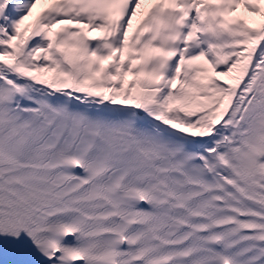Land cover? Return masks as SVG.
Returning a JSON list of instances; mask_svg holds the SVG:
<instances>
[{
	"label": "snow or ice",
	"instance_id": "1",
	"mask_svg": "<svg viewBox=\"0 0 264 264\" xmlns=\"http://www.w3.org/2000/svg\"><path fill=\"white\" fill-rule=\"evenodd\" d=\"M0 264H264V0H0Z\"/></svg>",
	"mask_w": 264,
	"mask_h": 264
}]
</instances>
